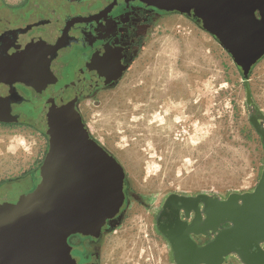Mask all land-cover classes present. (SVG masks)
<instances>
[{
	"label": "rangeland",
	"instance_id": "rangeland-1",
	"mask_svg": "<svg viewBox=\"0 0 264 264\" xmlns=\"http://www.w3.org/2000/svg\"><path fill=\"white\" fill-rule=\"evenodd\" d=\"M247 81L264 114V56ZM244 83L228 51L174 12L158 19L118 84L101 91L100 105L82 103L92 136L140 196L126 198L122 218L103 235L100 264H173L154 222L164 197L226 196L257 185L264 146L249 120ZM45 146L32 127L0 125V180L35 167Z\"/></svg>",
	"mask_w": 264,
	"mask_h": 264
},
{
	"label": "flooded vegetation",
	"instance_id": "flooded-vegetation-1",
	"mask_svg": "<svg viewBox=\"0 0 264 264\" xmlns=\"http://www.w3.org/2000/svg\"><path fill=\"white\" fill-rule=\"evenodd\" d=\"M169 13L144 0H0V125L32 127L46 138L35 167L0 180L3 217L42 205L52 148L47 128L62 103L70 98L73 117L84 121L82 103H98L101 91L118 84L158 19ZM123 193L124 202L140 199L129 185ZM196 206L202 207L196 194L168 195L154 211L173 264H196L192 254L230 225L203 226L206 218ZM122 210L96 224L94 233L64 238L73 264H100L102 237ZM232 260L227 256L223 264Z\"/></svg>",
	"mask_w": 264,
	"mask_h": 264
},
{
	"label": "water",
	"instance_id": "water-1",
	"mask_svg": "<svg viewBox=\"0 0 264 264\" xmlns=\"http://www.w3.org/2000/svg\"><path fill=\"white\" fill-rule=\"evenodd\" d=\"M144 1L185 15L228 51L245 78L249 120L264 144V114L247 81L264 56V0ZM87 73L81 71V76ZM70 100L62 103L47 128L52 148L46 154L49 179L42 205L8 220L0 213V264H73L64 238L76 231L94 233L96 224H103L124 204L123 192L130 182L122 164L92 136L85 121L73 117ZM196 196L202 207L195 209L208 220L203 226L230 224L192 254L196 264H223L227 256L239 264H264V159L253 189Z\"/></svg>",
	"mask_w": 264,
	"mask_h": 264
},
{
	"label": "bare ground",
	"instance_id": "bare-ground-1",
	"mask_svg": "<svg viewBox=\"0 0 264 264\" xmlns=\"http://www.w3.org/2000/svg\"><path fill=\"white\" fill-rule=\"evenodd\" d=\"M108 108H106L105 110H104V112L102 113V114H100L99 116L102 118V120L104 121L105 120V116L107 115V113H108V110H107Z\"/></svg>",
	"mask_w": 264,
	"mask_h": 264
}]
</instances>
